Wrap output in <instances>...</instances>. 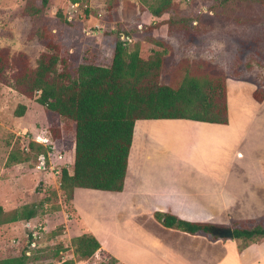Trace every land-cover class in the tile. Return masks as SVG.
<instances>
[{"label":"rangeland","instance_id":"obj_1","mask_svg":"<svg viewBox=\"0 0 264 264\" xmlns=\"http://www.w3.org/2000/svg\"><path fill=\"white\" fill-rule=\"evenodd\" d=\"M73 1L50 0L46 12L31 19L23 16L29 0H0V47L24 53L31 67H35L44 47L34 32L44 25L53 27L63 55L72 64L81 63L85 54L92 51L100 64L109 66L119 41L126 43L127 51L140 53H147L159 45L163 53L161 84L175 87L186 76L202 78L208 70L220 73L226 80L233 126L239 132L245 128L247 142L254 138L261 148L264 147V105L256 103L250 92L252 87L253 92L256 89L264 91V15L257 5H229L222 0H172L173 9L163 19H190L187 32L170 31L162 26L149 33L147 28L158 22L149 11L153 0ZM58 11L69 25L57 22ZM19 104L26 106L20 118L14 116ZM53 129L59 131V139L53 138ZM38 136L54 141L64 159L59 161L50 156L42 169L38 161L42 152L27 150L29 142L37 144ZM73 146V124L18 94L10 86L8 76L0 80V207L9 212L43 203L30 222L0 226V260L16 257L23 249H28L27 264H68L70 261L72 264H117L103 251L89 259L78 260L69 247L72 231L70 226L67 230L66 225L75 218V211L72 202L65 201L59 189V176L62 168L72 172ZM164 146L169 149L171 144L168 142ZM16 151L21 155L27 153L29 160L9 164L8 156ZM82 191L85 196L77 200L86 212L88 230L91 228V233L113 251L125 254L129 249L124 242L108 237L113 222L109 207L103 214L104 223L99 225V218L95 221L93 207L98 202L94 198L101 201L105 194ZM52 207L60 210L54 211ZM257 222L264 226V220ZM29 234H32L31 241ZM238 241H242L241 246L246 242ZM200 250L204 251L197 254L203 252L198 258L200 262L211 259L213 264H220L221 248L204 244Z\"/></svg>","mask_w":264,"mask_h":264},{"label":"trees","instance_id":"obj_2","mask_svg":"<svg viewBox=\"0 0 264 264\" xmlns=\"http://www.w3.org/2000/svg\"><path fill=\"white\" fill-rule=\"evenodd\" d=\"M222 3L257 5L264 15V0H222ZM49 4L50 0H29L23 16L36 19L46 12ZM173 6L172 0H153L149 11L158 22L147 28V32L167 26L170 31L179 29L186 33L190 19H163ZM56 16L59 24L69 25L60 11ZM51 28L44 25L34 32L44 47L35 67H31L24 53L0 47V80L8 76L10 86L18 94L73 124L72 172L62 168L59 176V189L65 201L71 202L76 188L122 192L134 125L138 120L183 119L222 125L228 123L226 80L220 73L208 70L202 78L186 76L175 87L161 84V47L158 45L147 53L127 51L123 41L116 42L109 66L100 64L92 51L85 54L81 63L72 64L63 55L61 44ZM252 98L257 103L263 102V89H256ZM25 112L26 106L19 104L14 116L20 118ZM52 135L54 139L60 138L56 129L52 130ZM27 150L45 153L42 146L33 142L27 144ZM28 160L27 153L21 155L16 151L8 156L7 162L15 165ZM261 169L264 174V163ZM42 207L43 203H33L9 212L0 207V226L19 221L28 223ZM52 210L60 209L52 207ZM153 217L166 228L190 235H206L214 240L218 238L212 235V230L225 227L190 223L161 212H154ZM257 221L232 222L234 239L247 241L263 237L264 226ZM28 237L31 241L32 234ZM69 247L78 260H86L100 250V243L93 235L82 234L71 238ZM28 260V249H23L16 257L0 260V264H27Z\"/></svg>","mask_w":264,"mask_h":264},{"label":"crops","instance_id":"obj_3","mask_svg":"<svg viewBox=\"0 0 264 264\" xmlns=\"http://www.w3.org/2000/svg\"><path fill=\"white\" fill-rule=\"evenodd\" d=\"M228 104L227 97L226 125L183 119L135 122L122 192L91 190L105 194L101 201L94 198L95 221L104 223L109 207L113 222L108 237L124 242L129 249L125 254L88 230L86 212L77 200L86 189H74L75 218L66 225L71 237L93 235L99 251L117 264H213L198 260L204 244L221 248L220 264H264V236L247 240L243 247L236 239L213 240L166 228L153 217L154 212L168 213L190 223L229 228L234 221L264 220V147L254 138L247 142L245 128L239 132L233 126ZM72 152L74 159V146Z\"/></svg>","mask_w":264,"mask_h":264},{"label":"built area","instance_id":"obj_4","mask_svg":"<svg viewBox=\"0 0 264 264\" xmlns=\"http://www.w3.org/2000/svg\"><path fill=\"white\" fill-rule=\"evenodd\" d=\"M37 140H38L37 144H41L43 146V148L45 149V153H42L38 157L39 166L42 169H44L45 163L47 161H50V156L55 157L59 161H62L64 159V156L62 155V153L57 151L56 143L54 141H52L49 137H47V136H42V137L38 136ZM56 153H57V155H56Z\"/></svg>","mask_w":264,"mask_h":264},{"label":"water","instance_id":"obj_5","mask_svg":"<svg viewBox=\"0 0 264 264\" xmlns=\"http://www.w3.org/2000/svg\"><path fill=\"white\" fill-rule=\"evenodd\" d=\"M212 235L219 239H234L232 228L216 227L212 230Z\"/></svg>","mask_w":264,"mask_h":264}]
</instances>
